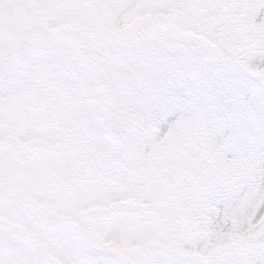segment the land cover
<instances>
[{
  "label": "snow or ice",
  "instance_id": "obj_1",
  "mask_svg": "<svg viewBox=\"0 0 264 264\" xmlns=\"http://www.w3.org/2000/svg\"><path fill=\"white\" fill-rule=\"evenodd\" d=\"M0 264H264V0H0Z\"/></svg>",
  "mask_w": 264,
  "mask_h": 264
}]
</instances>
